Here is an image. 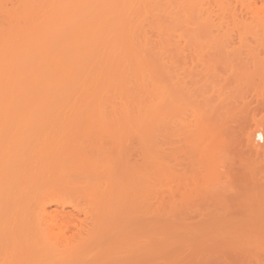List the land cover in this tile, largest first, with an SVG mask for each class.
Returning a JSON list of instances; mask_svg holds the SVG:
<instances>
[{
	"label": "bare ground",
	"instance_id": "obj_1",
	"mask_svg": "<svg viewBox=\"0 0 264 264\" xmlns=\"http://www.w3.org/2000/svg\"><path fill=\"white\" fill-rule=\"evenodd\" d=\"M176 4L175 0H0V262L115 264L119 260L115 262L114 258H119L123 248L130 256L138 250L144 254L152 252L153 241L155 244L166 236L156 230L145 237V203L149 201L146 195L157 192L162 194L161 203L148 214L167 218L169 225L174 221L188 223L190 217L174 209L171 196V182L178 178L176 172L180 169L178 155L183 152L191 172L210 179L224 158L225 149L221 146L227 148L233 136L227 138L231 130L228 110L213 109L215 105L211 107L212 101H207L208 90L201 89L200 79H195L190 65L184 68L177 61L179 45L173 36L181 28ZM186 112L192 116L189 121ZM76 113H111L108 120L123 119L130 128L141 132L143 164L132 169L128 187L133 192L136 187L132 184L138 180L145 201L139 221L134 220L137 216L131 204L125 227L114 217V227L108 230L104 218L99 217L85 240L65 245L61 251V246H57L53 251L36 238L39 230L34 227L38 223L32 216L33 206H39L40 213L45 212L41 204L46 201L63 207L60 199L69 182L60 178L53 143L64 139L49 129ZM245 131L248 153L255 160H263L264 120L255 123L253 135ZM223 136L228 139L226 145ZM173 138L177 142L171 149ZM254 140L263 145H255ZM180 144H188L187 151L180 150L185 149ZM251 164L254 163L245 164L240 171L243 182L262 192L264 179L255 178L264 169ZM191 174L196 179L197 175ZM257 206L260 209L252 208L255 212H245L239 220L217 210L189 215L194 220L208 221L211 229L219 222L222 227L234 222L231 229L217 234L225 240L241 231H259L256 224L252 227L245 222L254 219L258 223L263 219L262 205ZM62 211L60 216L76 227L78 213ZM235 222L241 226H235ZM211 229L206 230L213 233Z\"/></svg>",
	"mask_w": 264,
	"mask_h": 264
},
{
	"label": "rangeland",
	"instance_id": "obj_2",
	"mask_svg": "<svg viewBox=\"0 0 264 264\" xmlns=\"http://www.w3.org/2000/svg\"><path fill=\"white\" fill-rule=\"evenodd\" d=\"M175 1L178 24L181 28L176 32L177 34L175 33L176 37L175 34L173 36L175 43L179 45L177 48L179 60L177 59V61L179 64H183L184 68L188 64L190 65L189 69L192 68L193 75L196 74L195 79L197 77L198 80L200 79L197 81L201 85V89L208 90V96H210L208 97L206 93L207 101L213 102L210 104L211 107L215 105L213 109L219 107L220 110L223 108L228 110L226 116L230 117L227 123L231 130L227 134V138H231L230 134L234 138L232 137L230 139L232 141L228 142V139L225 140L223 136V144L226 145L225 142H228V147L225 146L227 148L220 145L221 141L218 143L225 149L224 158L222 154L219 164L221 169L218 168V171L215 172L216 175H212L210 179L203 177L206 179V183L200 177L201 175H198L199 172H191L192 168L183 160L185 158L183 152L178 155V160L173 158L172 163L174 164L176 160L179 164L178 169L180 168V173L176 172L178 178L172 179L171 182V196L175 200L173 207L176 206L174 209H178L179 213L180 211L185 212L190 220H186L188 223L174 221V224L169 225L170 221L167 218L148 214L151 209L158 208L162 194L157 192L146 195L149 201L147 204L145 203V206L147 205L145 211L148 214L145 215V237L160 232V230L166 236L155 244L153 241L152 252L146 251L144 254L138 250L130 256L123 248L122 254L114 260L115 262L119 260L116 262L117 264L120 262V264H264V215L262 214L264 211V193H262L264 189L262 192L261 190L256 192L257 190L254 187L253 189L251 184L249 186L248 182H243L240 174L242 167L247 163H254L251 165L258 167L259 170L264 169V158L255 160L248 153L247 139L244 136L246 129L253 135L255 123L261 118L264 120V0ZM185 26L191 30L186 32ZM183 55L187 57L185 60H180L185 57ZM182 61L184 62L182 63ZM189 113H185L188 120L183 116L185 121L192 119ZM75 115L57 121L49 129L57 138L64 139L63 141L58 139L59 142L53 143V152L57 157L58 167L61 168L60 178L69 182L60 199L63 207L53 203L48 204L46 201V204H41L44 206L45 212L40 213L42 212L41 208L33 206L32 216L38 223L35 222L33 225L36 230H39L36 238L53 251L57 250L59 246L62 248H60L61 251L65 245L69 247V244L85 240L99 217L104 218L108 230L114 227L112 224L114 217L120 224L124 223L125 227L131 204L134 214L137 216L134 220L139 221L145 201L138 180L132 184L136 187L133 186L135 188L133 192L128 187L132 183L129 180L132 169L141 167L143 164L142 151L144 150H142V146L144 143L141 144L143 141L139 134L141 132L138 129L137 132L134 130L135 128H130L123 119L108 120L111 113H76ZM99 116L104 119L98 118ZM34 128L32 129L34 130ZM175 139L173 138V141L170 142L171 149L174 147V142H177ZM254 144L263 145L257 140H254ZM177 146L179 147V145ZM182 146L185 148H181L182 151H187L186 148H189L188 144ZM185 167L186 169H184ZM191 173L197 175L196 179L195 176L194 180L192 179ZM213 176L216 177L213 178ZM256 177L257 180L264 179V170L261 174L257 173ZM258 204L262 205L260 211V214L263 215V219L260 220L262 222L255 223L257 220L254 219L249 222L245 220V222H247L246 225L252 224V227L256 224L260 228L259 231L256 234L249 231L243 232L245 235L241 231L240 235L236 237H226L227 240L226 238L225 240L221 239L217 234L220 231H226L229 227L231 229L234 222L229 223L231 226H228V223L223 224V227L219 222L216 225L213 224L215 227L212 226L211 229L210 225L212 224L208 221L202 220V223L196 218L200 221L197 222L193 219L195 217L189 215L193 216L195 212L197 215L208 214V212L217 210L216 212L227 213L228 218L238 219L245 212H255L252 208H259ZM75 208L79 209L80 213L74 211ZM62 210L65 213L67 211L78 213L79 221L76 222V227H72L70 223H67L68 220L66 221L60 216ZM235 226L241 225L237 223ZM158 227L159 229H157ZM189 228L191 230L195 228V230L190 232ZM206 229H211L213 233ZM214 229L217 231L215 230V232ZM186 230L187 233H184ZM196 230L197 233L194 234L193 232ZM122 231L125 234L126 229L123 228ZM150 232L151 234H149ZM243 236L253 239L248 240ZM207 237L208 239H206ZM159 243L163 246L161 244L159 246ZM177 243H181L180 246ZM205 244L206 246H204ZM194 248L198 250L195 249V252ZM197 253L199 257H197ZM0 264L12 263L1 261Z\"/></svg>",
	"mask_w": 264,
	"mask_h": 264
}]
</instances>
